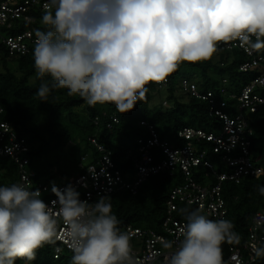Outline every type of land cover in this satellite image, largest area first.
I'll return each instance as SVG.
<instances>
[{"label":"clouds","instance_id":"clouds-1","mask_svg":"<svg viewBox=\"0 0 264 264\" xmlns=\"http://www.w3.org/2000/svg\"><path fill=\"white\" fill-rule=\"evenodd\" d=\"M40 23L32 51L40 101L66 90L121 115L146 98L148 84L165 82L183 62L211 59L221 42L264 49V0H47ZM50 183V204L24 182L0 184V264L34 261L56 242L59 224L70 264H135L110 196L90 202L71 183ZM258 191L264 196V185ZM233 229L230 220L204 215L202 205L188 211L165 264H221V245L237 238ZM254 251L264 256V247Z\"/></svg>","mask_w":264,"mask_h":264},{"label":"trees","instance_id":"trees-1","mask_svg":"<svg viewBox=\"0 0 264 264\" xmlns=\"http://www.w3.org/2000/svg\"><path fill=\"white\" fill-rule=\"evenodd\" d=\"M42 12L40 7L29 9L27 13L34 21L14 18L9 27L0 29V33L13 35L27 29L44 30L40 23ZM32 51L33 48L24 55H9L0 43V120L6 121L17 137L24 140L27 150L23 154L28 158L26 167L36 172L37 180L42 184H49L48 192L51 194L50 182L58 184L83 171L78 166L81 154L87 155L88 162L98 154L88 137H95L110 152L117 165H128L130 161L125 158L126 153L131 151V156L136 155L137 139L145 141L150 137L148 126H152L159 140L176 147L185 143L177 135L182 126L217 132L220 119L210 114L206 101L182 90V78L194 82L199 91H212L216 100L225 99L230 105L232 100L226 99L227 92L238 91L257 73L256 69L245 72L238 70L239 63L244 60L241 51L217 49L207 61L181 63L177 71L168 77L165 86L147 85L149 91L146 98L138 102L133 110L121 115L112 104L89 107L80 97L68 96L66 90L53 91L48 102L40 101L36 96L40 81H34ZM220 87H225V92H221ZM159 93L164 97L156 101L154 95ZM109 116L117 121L107 128L104 120H112ZM95 118L99 120L97 124L93 123ZM248 124L252 128L249 136L251 155L256 162V158L264 154V106L251 114ZM76 137L79 141H76ZM193 142L195 148L206 150L205 157L218 172L229 170L221 161L220 153L213 151L211 142L204 139ZM151 150L155 160L164 156L158 147L153 146ZM18 179L19 172L14 161L0 155V184H11L18 182ZM198 180L205 183L214 178L199 177ZM182 181L183 175L175 166L171 174L158 172L148 176L135 193L119 189L109 195L112 211L120 220L121 231L127 225L159 231L168 195ZM262 185L264 176H244L237 183L232 180L222 182L221 193L227 210L224 219L233 223L237 238L223 242L221 258L227 257L229 247H242L252 216L256 210L264 207V196L258 191ZM188 211L190 209L179 202L174 215L185 220ZM70 261L71 255L66 251L53 257L52 244H49L38 249L36 259L27 264H70ZM16 264L26 262L18 259Z\"/></svg>","mask_w":264,"mask_h":264},{"label":"built area","instance_id":"built-area-1","mask_svg":"<svg viewBox=\"0 0 264 264\" xmlns=\"http://www.w3.org/2000/svg\"><path fill=\"white\" fill-rule=\"evenodd\" d=\"M46 2L47 0H1L0 29L4 26L9 27L14 18L22 17L27 22L34 21L27 11L34 7H40L43 11ZM35 32L34 29H27L13 35L0 33V43L9 55H24L34 46ZM217 49L241 51L244 60L239 63L238 70L244 72L257 70V73L248 82L242 84L238 91L227 92L226 99L232 100L230 105L225 99L216 100L212 91H199L194 82L187 78L181 79L182 90L206 101L209 104L210 114L220 119L221 125L217 132H207L190 125L182 126L178 129L177 135L185 140V143L176 147L159 140L152 126H148L150 137L145 141L142 138L137 139L136 155L131 156V151L126 153L125 158L130 161L128 165L127 163L117 165L111 158L110 152L95 137H88L87 140L98 154L90 162L85 153L81 154L78 166L83 171L57 184L63 188L71 183L80 193V199L91 202L99 196H109L119 189H127L135 193L148 176L158 172L171 174L175 166L179 167L183 181L173 187L168 195L160 230L131 225L123 229L130 237L135 264H165V257L170 255L179 244L181 239L179 229L185 223L184 219L174 215L179 202L190 211L202 205L203 214L210 219H224L227 210L221 193L222 182L232 180L237 183L244 176H264V165L252 159L249 139L252 128L248 124L250 118L248 115L264 106V51L246 50L238 41L221 42ZM167 83L168 78L165 82L152 84L161 88ZM220 91L225 92V87H220ZM109 118L112 120H104L107 128L112 126V122L117 121L113 116ZM0 122L6 121L0 120ZM98 122L97 118L93 120L94 124ZM8 131L4 132L0 129V155L10 157L17 165L18 182H24L33 189H40L41 198L50 204L56 197L54 193L48 192L49 184H42L37 180L36 172L26 167L28 158L23 154L27 150L24 140L18 138L11 128H8ZM75 139L79 141L78 137ZM202 139L212 143L213 151L220 153L221 161L229 167L228 171L218 172L213 163L205 157L206 150L194 147L193 141ZM153 146L158 147L164 156L155 160L151 150ZM199 177L202 179L213 177L214 180L203 183L198 180ZM263 227L264 207H261L252 216L242 247H229V253L226 258H221V264H264V256H257L254 251V246L264 247ZM64 228L63 224L58 225L56 242L52 244L53 257H57L63 251L73 255L64 243ZM166 242L173 243V249L165 248Z\"/></svg>","mask_w":264,"mask_h":264},{"label":"rangeland","instance_id":"rangeland-1","mask_svg":"<svg viewBox=\"0 0 264 264\" xmlns=\"http://www.w3.org/2000/svg\"><path fill=\"white\" fill-rule=\"evenodd\" d=\"M180 92V91H179ZM156 101H160L164 96L162 94L154 95ZM80 109V108H79ZM248 115V114H247ZM249 116V115H248ZM250 117V116H249ZM89 153V152H88ZM256 163L264 165V154H261L258 158H256ZM207 183V182H205Z\"/></svg>","mask_w":264,"mask_h":264},{"label":"crops","instance_id":"crops-1","mask_svg":"<svg viewBox=\"0 0 264 264\" xmlns=\"http://www.w3.org/2000/svg\"><path fill=\"white\" fill-rule=\"evenodd\" d=\"M249 116H251V115H249Z\"/></svg>","mask_w":264,"mask_h":264}]
</instances>
